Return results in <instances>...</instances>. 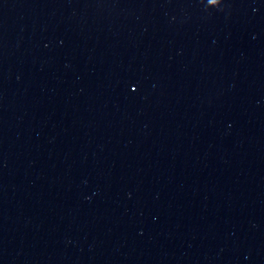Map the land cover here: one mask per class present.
Wrapping results in <instances>:
<instances>
[{
    "label": "water",
    "instance_id": "95a60500",
    "mask_svg": "<svg viewBox=\"0 0 264 264\" xmlns=\"http://www.w3.org/2000/svg\"><path fill=\"white\" fill-rule=\"evenodd\" d=\"M0 264H264V0H0Z\"/></svg>",
    "mask_w": 264,
    "mask_h": 264
},
{
    "label": "snow or ice",
    "instance_id": "6c2138e0",
    "mask_svg": "<svg viewBox=\"0 0 264 264\" xmlns=\"http://www.w3.org/2000/svg\"><path fill=\"white\" fill-rule=\"evenodd\" d=\"M132 90H133V91H135L136 89H135V88H133Z\"/></svg>",
    "mask_w": 264,
    "mask_h": 264
}]
</instances>
